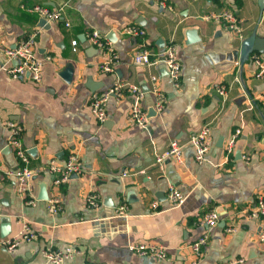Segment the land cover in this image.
Listing matches in <instances>:
<instances>
[{"label": "crops", "instance_id": "1", "mask_svg": "<svg viewBox=\"0 0 264 264\" xmlns=\"http://www.w3.org/2000/svg\"><path fill=\"white\" fill-rule=\"evenodd\" d=\"M34 5L62 7L61 18L42 23L28 11ZM222 9L237 16L242 37L205 18ZM129 25L145 34L125 33ZM93 29L110 40L117 55L112 72L98 69L106 54L89 42L86 35ZM34 31L39 81L12 76L1 66L2 47H13ZM251 35L262 42L244 45ZM168 42L176 45L181 65L177 86L161 62L134 60L141 44L159 52ZM253 53L264 59V0L262 8L259 0H0V264H54L42 249L67 246L75 252L59 264H185L194 258L190 244L204 234L197 264H264L259 221L246 216L257 196L264 197V77L255 76ZM152 74L166 96L160 111L154 107ZM117 81L143 92L146 125L129 120L134 97L126 88L109 96L104 122L92 114L91 94ZM9 120L22 126L21 144L38 169L29 184L37 199L32 205L23 202L9 174L19 166L7 144ZM204 124H210L211 145L203 162L195 161L189 144L182 148L181 163L155 162V153L170 140L185 143ZM236 129L227 153L226 141ZM71 153L82 171L54 187L48 164H61ZM169 186L184 195L176 207L167 199ZM43 190L60 198L58 213L48 212L40 199ZM88 193L97 195L98 206L85 203ZM121 203L126 213L118 215ZM211 210L218 219L208 227L203 217ZM23 222L37 237L7 251L2 241L16 235ZM230 226L234 230L228 232ZM136 243L160 244L168 257L140 256L130 249Z\"/></svg>", "mask_w": 264, "mask_h": 264}, {"label": "built area", "instance_id": "2", "mask_svg": "<svg viewBox=\"0 0 264 264\" xmlns=\"http://www.w3.org/2000/svg\"><path fill=\"white\" fill-rule=\"evenodd\" d=\"M61 9L49 8L42 5H34L28 7V11L36 13L41 19L45 21H56L61 18ZM205 18H211L221 21V24L233 31L239 37H242V26L237 16L229 9H222L218 12H211L205 15ZM67 24V23H66ZM125 33L142 37L145 31L142 27L136 25L126 26ZM35 35L36 31L29 33L23 37L13 47H2V53L4 54L5 61L1 62V66L7 70L12 76L19 74H27L33 81H39L41 79V61L34 56L35 49ZM87 38L91 44L101 48L105 51L106 57L98 64L100 72L109 73L113 71L114 64L117 61V55L111 45L110 40L98 30L93 29L87 33ZM73 50L76 49L77 41L73 39L71 41ZM251 58L257 66L255 76L264 77V59L257 53L251 54ZM134 60L137 63L152 65L157 62H161L167 69L170 79L174 85H179L181 75V65L176 54V45L173 42H168L164 45L163 49L159 52H153L146 48L144 44H141L134 54ZM14 61L12 66L7 63ZM151 91L154 95V107L156 111H160L165 104L166 96L158 85V77L152 74L151 77ZM122 88L133 95L134 101L129 110L128 118L131 122L138 126H144L148 122V114L141 106V99L143 92L139 90V87L133 83L115 82L111 87L104 91H95L90 96L89 107L92 114L99 122H104L107 119L106 103L111 94L122 93ZM220 93H224L223 89H218ZM9 127V137L7 144L12 146L14 154L19 161V166L15 170L9 171L17 183V190L21 195L23 202L27 205H32L36 202L35 196L30 192V181L37 173L38 169L34 168L30 164V157L28 150L21 144L20 136L22 132V126L16 122L7 121ZM240 132L236 129L231 137L226 141L225 150L227 153L232 151L236 136ZM184 144H189L194 148V159L197 163H201L206 158V153L211 145L210 136V124H204L201 129L193 132L189 135L185 143L179 142L177 139L170 140L168 146L161 151L155 153L154 160L157 164H161L164 160L172 158L176 162L181 163L183 154L182 148ZM247 159V158H246ZM48 170L53 174L54 187L65 182L69 179L70 175L79 174L82 171L81 163L75 153H71L66 160L58 164L53 160L48 164ZM127 171L123 172V175ZM95 193H88L85 196V203L90 207L98 206V199ZM167 199L170 205L176 207L180 205L184 200L183 193L174 186H169L167 190ZM47 210L50 214H56L61 209L60 198L57 194H53L46 199ZM153 208H158V202L153 200L151 202ZM116 214L122 215L126 213V206L124 203L118 205L115 209ZM249 218H255L259 221V241L264 242V197L258 195L255 204L246 213ZM218 213L215 210L209 211L203 217V222L206 226L212 227L217 223ZM226 230L231 232L234 227H227ZM37 234L30 228L27 222L22 223V227L19 232L11 237H8L2 241L5 249L9 252L15 251L17 246L23 241H29L35 239ZM207 234L202 235L196 241L190 244L194 258L185 262V264H197L201 255V247L207 241ZM130 249L136 252L140 256L153 255L158 259H166L168 257L166 250L160 244L153 243H136L131 244ZM75 249L71 247H65L62 250L54 249L52 247H45L42 249L41 254L45 259L51 263L59 264L62 261L74 254Z\"/></svg>", "mask_w": 264, "mask_h": 264}, {"label": "water", "instance_id": "3", "mask_svg": "<svg viewBox=\"0 0 264 264\" xmlns=\"http://www.w3.org/2000/svg\"><path fill=\"white\" fill-rule=\"evenodd\" d=\"M259 3H260V5H261V8H262V6H263V0H259ZM42 23H44L45 22V20L44 19H41L40 20ZM189 35H191V34H193L194 33V31L191 29L190 31H189ZM256 43L257 44V42L258 43H261L262 41L261 40H259V39H257V37L255 38V36H249V37H246L245 38V40H244V45H246V44H248V45H251V43L253 44V43ZM255 44V45H256ZM255 49H258V50H261V48L260 47H258V46H255L254 47ZM70 70H71V68L70 69H65L63 72H62V76L66 79V78H68V76H69V73L68 72H70ZM48 198V195H47V191H45V190H43V193L40 195V199H47ZM5 227V229H6V226H4Z\"/></svg>", "mask_w": 264, "mask_h": 264}]
</instances>
